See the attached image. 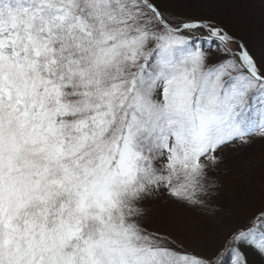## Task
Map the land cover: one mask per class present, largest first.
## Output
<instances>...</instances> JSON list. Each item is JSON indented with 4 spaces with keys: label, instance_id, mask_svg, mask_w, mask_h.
<instances>
[{
    "label": "snow or ice",
    "instance_id": "6c2138e0",
    "mask_svg": "<svg viewBox=\"0 0 264 264\" xmlns=\"http://www.w3.org/2000/svg\"><path fill=\"white\" fill-rule=\"evenodd\" d=\"M240 6L0 0V264L264 262V48L214 15ZM154 202L197 214L204 254Z\"/></svg>",
    "mask_w": 264,
    "mask_h": 264
},
{
    "label": "rangeland",
    "instance_id": "374dc122",
    "mask_svg": "<svg viewBox=\"0 0 264 264\" xmlns=\"http://www.w3.org/2000/svg\"><path fill=\"white\" fill-rule=\"evenodd\" d=\"M250 9H253L255 14L251 15V19L248 18L247 23L249 24L250 22V24H255L258 21L264 23V10L258 7ZM251 151H253L257 159H259L261 152H264V146L258 143ZM242 158L243 153L237 154L229 152L226 154L223 168L227 169V173L223 178L225 180L226 190L230 193L243 194L249 191L247 178L240 174L241 169L239 168V164ZM251 178L255 179L257 183L260 182V175L258 172ZM251 195L253 196L255 207H259L261 203V193L259 189L252 190ZM238 211L239 205L233 209V214L235 215ZM149 220L153 226H159L161 228L167 227L168 230L173 231L176 238L192 246V250L197 254L205 253V245L208 241L203 238V229H197L195 227L200 218L194 211L175 209L162 202H154L149 210Z\"/></svg>",
    "mask_w": 264,
    "mask_h": 264
},
{
    "label": "trees",
    "instance_id": "16d2710c",
    "mask_svg": "<svg viewBox=\"0 0 264 264\" xmlns=\"http://www.w3.org/2000/svg\"><path fill=\"white\" fill-rule=\"evenodd\" d=\"M261 8L258 0L252 3L251 0H241V6L235 10H229L224 7H220L214 10V15L218 19L227 18L229 27L237 35L243 37L250 46L254 47L257 51L264 48V23L257 22L255 24L247 23L248 18L251 19V15H254L253 9L250 8ZM204 14L207 15L208 9H204ZM259 17V16H257ZM177 244H182L183 247L190 252L192 246L185 244L182 240L176 238ZM252 264H264L259 257L252 255L250 257Z\"/></svg>",
    "mask_w": 264,
    "mask_h": 264
}]
</instances>
